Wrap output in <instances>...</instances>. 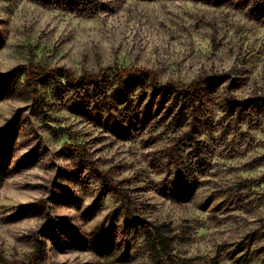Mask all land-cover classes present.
I'll return each mask as SVG.
<instances>
[{
	"label": "rangeland",
	"instance_id": "rangeland-1",
	"mask_svg": "<svg viewBox=\"0 0 264 264\" xmlns=\"http://www.w3.org/2000/svg\"><path fill=\"white\" fill-rule=\"evenodd\" d=\"M160 227L156 264H264V0H0V264Z\"/></svg>",
	"mask_w": 264,
	"mask_h": 264
},
{
	"label": "trees",
	"instance_id": "trees-1",
	"mask_svg": "<svg viewBox=\"0 0 264 264\" xmlns=\"http://www.w3.org/2000/svg\"><path fill=\"white\" fill-rule=\"evenodd\" d=\"M22 72H25L26 77L29 80H36L38 77L45 75L48 71L45 69L41 68H34L32 66L28 67H19ZM156 232H152L151 230H147L146 236H145V241L148 250L150 251L152 255V263H164L166 261V258L168 257L169 253L167 252L166 246H165V240L161 236L162 229L157 228L155 229ZM35 252L40 253L39 247L37 246V249Z\"/></svg>",
	"mask_w": 264,
	"mask_h": 264
}]
</instances>
